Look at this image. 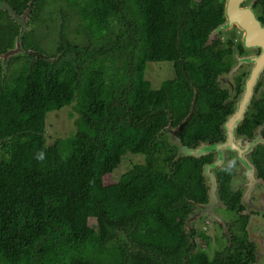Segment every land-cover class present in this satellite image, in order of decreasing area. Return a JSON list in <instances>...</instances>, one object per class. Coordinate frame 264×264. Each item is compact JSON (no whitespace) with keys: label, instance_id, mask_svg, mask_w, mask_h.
<instances>
[{"label":"trees","instance_id":"16d2710c","mask_svg":"<svg viewBox=\"0 0 264 264\" xmlns=\"http://www.w3.org/2000/svg\"><path fill=\"white\" fill-rule=\"evenodd\" d=\"M70 1L78 34L112 52L78 45L70 58L62 32L57 59L33 58L7 78L0 64V264H226L187 253L183 224L189 200L205 199V157L174 145L162 163L157 142L186 117L185 146L222 133L220 62L206 45L224 19L218 0ZM20 34L0 8V54ZM151 60H170L177 76L154 88ZM72 104L77 131L47 144V114ZM129 152L145 162L105 184Z\"/></svg>","mask_w":264,"mask_h":264},{"label":"flooded vegetation","instance_id":"af4514ba","mask_svg":"<svg viewBox=\"0 0 264 264\" xmlns=\"http://www.w3.org/2000/svg\"><path fill=\"white\" fill-rule=\"evenodd\" d=\"M229 2L236 5L239 22L228 21ZM48 4V0H0V8L8 11L11 19L20 25L21 31L9 50L0 54V64L5 70L6 78L24 64H31L33 58L57 59L60 56L58 49L61 46L62 32L69 44L62 47L66 56L76 57L78 45L80 48L87 46L74 38V34L82 30V24L78 17V7L70 0H62V6L57 8V14L52 17V25L48 26L47 34L42 37L53 45L54 51L46 47L47 42L44 48L40 45L41 42L36 38L37 27ZM217 5L221 7L224 19L215 27L218 31L211 39L208 38L206 45L214 44L218 52L220 71L217 82L220 87L219 97L224 100L219 103L221 107L218 111L220 114L224 112L226 116L221 124L222 133L201 140L198 144L219 145L213 149H205L207 152L199 156L205 157L202 169V197L205 196V199L202 198L199 202L189 200L192 210L183 224L187 243L190 245L187 253L201 252L209 261L218 260L226 264H231L230 259H240L247 264H264V31H261L264 28V0H218ZM245 18L257 20L259 28L249 32L242 26ZM18 37H22L24 46L18 47L19 51L16 49ZM70 46L75 47L70 49ZM110 47L111 44L103 49L112 52ZM91 49L94 50L92 47ZM99 49L95 50L99 52ZM108 52L98 55L104 57ZM149 64H164L167 67L169 64L165 71L169 75L165 80L177 76L170 60H151L146 63L145 69L148 80ZM161 74L155 76L158 80L151 82L154 88L162 85L163 81L159 82ZM157 83H160L159 87L154 86ZM235 112L243 113L237 127V134L241 139L225 145L227 135L224 124ZM184 121L178 126L170 124L162 130L163 133L157 140L161 144L159 162L163 163L162 159L166 154L175 152L172 141L175 136L178 137L177 132L185 124ZM247 144L250 148L247 150V157L252 166L245 167L241 161V153ZM208 166L209 174L216 176L220 201L211 208H201L211 200V184L206 174Z\"/></svg>","mask_w":264,"mask_h":264},{"label":"rangeland","instance_id":"374dc122","mask_svg":"<svg viewBox=\"0 0 264 264\" xmlns=\"http://www.w3.org/2000/svg\"><path fill=\"white\" fill-rule=\"evenodd\" d=\"M48 6L46 10L43 12L40 21L37 27V35L36 38L41 42L40 45L44 48L45 41L42 37L47 34L48 26L52 25V17L53 15L57 14V8L62 6V0H48ZM75 24V22H74ZM74 38L80 42V44L88 45L90 44L92 48L99 49L101 47H105L109 44L103 45L97 41V39L92 38L91 36L87 35H79L77 33L74 34ZM46 47L51 51H54V47L51 43L47 42ZM169 67V64H168ZM167 65L164 64H149L148 71L149 77L151 82L158 80L155 76L161 74L160 83L165 80V78L169 75V73L165 72L168 68ZM171 74V73H170ZM160 83L154 84L155 87H159ZM78 112L75 108V104L65 106L60 110L50 111L46 116V131H45V138L47 144L54 143L58 138L67 137L72 133L77 131V119H78ZM166 139L167 137H162ZM167 152V151H166ZM144 155L143 154H132L127 153L120 165L111 173H108L104 176L105 184H111L117 181L120 176L126 172L128 169L132 168L139 162H144ZM91 223L95 226L96 220L92 219Z\"/></svg>","mask_w":264,"mask_h":264},{"label":"water","instance_id":"95a60500","mask_svg":"<svg viewBox=\"0 0 264 264\" xmlns=\"http://www.w3.org/2000/svg\"><path fill=\"white\" fill-rule=\"evenodd\" d=\"M227 19L230 23L235 22V21L239 22V18L237 17V14H236V5H234L233 2H229L227 5ZM242 26H244L249 32H251L253 30H257L259 28L257 20H255L253 18H245L243 23H242ZM219 28H222V27H219ZM217 31H218V29H215L211 33L209 39H211L212 36ZM261 31H264V28H262ZM257 35H258V33L256 34V36ZM253 37H255V35L252 36L251 38H253ZM18 47L24 48L22 37H18L17 48H16L17 51H19ZM242 116H243V113L235 112L232 116H230L229 120L224 124L225 132L227 135V140L225 142V145H228L235 140L238 141L241 139L238 137L237 127H238V122H240ZM186 120H187V118H186ZM186 120L184 122H186ZM172 143L175 144L181 150V152L184 155H193V156H197V157L205 154L207 152V151H205V149H207V148L213 149V148L218 147V145H219V144L209 145V144L203 143L201 146H198L196 148L187 147V146L183 145L181 140L176 136H175L174 141H172ZM249 149L250 148H248V144H247L246 149L241 153V161L245 167L252 166V164L250 162V158L247 157V150H249ZM209 168H210V166L206 167V174H207V178L209 179V183L211 184V189H210L211 200L209 201L208 204L201 206V208H205V207L211 208V206H213L214 204H216L220 201L216 176H215V174H209Z\"/></svg>","mask_w":264,"mask_h":264},{"label":"clouds","instance_id":"9594fccd","mask_svg":"<svg viewBox=\"0 0 264 264\" xmlns=\"http://www.w3.org/2000/svg\"><path fill=\"white\" fill-rule=\"evenodd\" d=\"M40 159H43V155L41 154Z\"/></svg>","mask_w":264,"mask_h":264}]
</instances>
